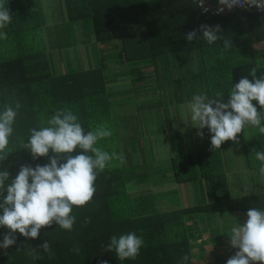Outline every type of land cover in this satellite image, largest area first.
Returning a JSON list of instances; mask_svg holds the SVG:
<instances>
[{
    "label": "trees",
    "instance_id": "1",
    "mask_svg": "<svg viewBox=\"0 0 264 264\" xmlns=\"http://www.w3.org/2000/svg\"><path fill=\"white\" fill-rule=\"evenodd\" d=\"M4 3L13 19L0 29V33H7V39H0V111L5 105L15 107L17 101L22 105L10 138L12 152L0 162V170L10 173L6 184L18 175L22 165L35 167L50 162L49 157L55 155L51 150L49 156L34 160L21 141L28 138L31 128L39 126L40 116L47 119L65 106L79 116L86 132L106 125L112 135L99 141V145L121 155L123 163L116 161V167L99 173L92 201L73 208L77 220L72 230L54 223L42 228L35 239L17 232L15 245L0 248V264H196L192 255L196 230L188 216L207 212L209 218V212H214L220 218L234 209H264V190L251 196L232 195L230 184H235L236 176L227 174L221 159L223 149L245 144L249 164L260 167L251 157L253 148L264 150V135L258 129L247 127L239 134V144L229 140L214 150L209 145H198L193 150L196 145L191 148L184 143L191 140L186 129H168L162 136L165 141L179 143L181 152L163 158L159 155L150 165L145 151L142 150L146 155L142 162L133 160L134 153H126L123 144L129 148L132 145L123 141L126 130L121 124L124 108L129 110L130 103L142 102L150 113L156 111L152 101L160 104L161 98L151 94L153 89H173L185 108L195 84L203 90L200 93L206 92L210 98L221 91L227 98L231 76L233 84L242 77L252 80L249 70L257 66L259 78L264 73V10L237 9L210 15L200 14L195 0H61L62 12L52 9L56 16L53 23L57 22L52 33L53 24H44L49 16L45 18L42 13L43 0ZM90 18L94 29L88 44L92 42L94 56L104 52L101 46L111 44L104 54L100 53L99 64L91 67V60L82 65L83 61L76 58L80 56L77 44L84 40L81 36L73 39L65 27L75 24V28H84ZM201 25H220L222 31L217 35L231 41L229 51L223 48V40L207 44ZM193 30L197 37L189 42L186 35ZM69 46L74 48L64 50ZM74 51L78 52L76 57ZM182 59L184 76L186 59L189 76H193L190 87L181 86ZM170 62L172 74L167 68ZM183 89L187 91L184 94ZM161 96L165 104L167 95ZM253 104L261 110L257 101ZM194 130L196 143L208 139L207 128ZM152 134L151 130L147 132L146 139H151L148 150L156 140ZM155 152L148 154L150 160ZM133 173L135 176L130 178ZM155 174L164 180L157 179L147 187L154 185L158 193L136 195L135 189L155 180ZM199 189L201 192H196ZM144 191L141 192L145 194ZM86 218L90 223H85ZM9 231L0 228V242ZM130 232L142 236L145 245L135 260L120 261L114 251H106V246L113 235ZM44 241L51 244L50 252L40 247ZM185 255L189 257L187 262L182 260Z\"/></svg>",
    "mask_w": 264,
    "mask_h": 264
},
{
    "label": "clouds",
    "instance_id": "2",
    "mask_svg": "<svg viewBox=\"0 0 264 264\" xmlns=\"http://www.w3.org/2000/svg\"><path fill=\"white\" fill-rule=\"evenodd\" d=\"M198 3L204 7L203 0H198ZM219 4V12L225 6L231 10L244 5L264 10V0H219ZM204 10L207 11L206 8ZM12 19L10 8L0 0V29L10 24ZM200 31L207 44L223 40L225 50L232 47L229 39L217 35L222 31L220 25H201ZM196 37V30L186 35L189 42ZM0 39H7V33H0ZM257 72V66H252L249 70L252 80L242 77L235 84L231 76L227 98L224 91L211 98L202 92L194 94L187 102L189 118L185 124L201 130L207 128L212 134L213 150L221 148L229 140L239 144V134L247 127L258 129L259 134L264 135V73L257 78ZM253 101L258 102L260 111ZM21 107L17 101L15 107L5 105L0 111V162L12 152L9 149L10 138ZM38 119L39 126L29 130L28 143L22 140V148L28 149L34 160L49 156L50 150L55 155L49 157L50 162L45 165H22L18 175L7 184L10 173L0 170V228L10 230L0 242V248L5 250L16 244L17 232L35 239L42 228L54 223L64 230H72L77 220L73 208L83 207L92 201L99 173L116 167V161L123 163L121 155L115 151L110 153L99 145V141L112 135L106 125H97L86 132L79 116L67 106L57 109L47 119L43 116ZM77 150L81 151L73 155ZM251 157L259 162V172L264 175V150L253 148ZM246 215V221L242 224L238 221L227 233L230 247L237 251L226 264H264V209L251 208ZM85 223H90V219L86 218ZM201 242L206 243L204 240ZM144 245L142 236L130 232L119 237L113 235L106 251H114L120 261L135 260ZM40 247L50 252L51 244L44 241ZM73 251L78 253L79 248ZM33 259L38 257L33 256ZM182 260L187 262L189 257L185 255ZM101 264L108 262L102 261Z\"/></svg>",
    "mask_w": 264,
    "mask_h": 264
},
{
    "label": "rangeland",
    "instance_id": "3",
    "mask_svg": "<svg viewBox=\"0 0 264 264\" xmlns=\"http://www.w3.org/2000/svg\"><path fill=\"white\" fill-rule=\"evenodd\" d=\"M60 1L61 0H43V15L45 13V18H47V16H49V19L46 20V22L44 24H53L52 26H50L51 31L53 33V30L57 24V22L54 24L53 22L56 21V16L55 14H52V9H57L59 14L62 12V9L60 10L59 5H60ZM4 2V0H3ZM56 5V6H55ZM58 6V7H57ZM53 7V8H52ZM47 14V15H46ZM58 14V15H59ZM61 17V16H60ZM59 17V18H60ZM61 20V19H60ZM67 28V30L71 33V37L73 39L79 38L80 36L82 37V39L84 40V42H80L77 44V51L79 52L80 56L76 54H78L77 51L73 52V55L78 58L81 59V61H83V64H87L86 62H88L89 60H91L92 62L90 64H88V66H97L99 64V58L101 57L100 53L102 52H98L99 55H97L96 57L93 54V49H92V42L88 44V42L91 40L89 37V34L92 35L93 34V21L90 18L87 22V24L85 25L84 28H82L81 26H79L80 29L75 28V24H72V26H65ZM91 31V32H90ZM51 33V35H52ZM54 38V36H53ZM111 44L108 45H103V47L99 46L101 49L104 50L103 54L107 51L106 49H108V47ZM74 47H64V50H68L71 51V49H73ZM109 53V52H108ZM133 80L130 81V84L132 85ZM167 88V91H163L164 95L166 94H172L173 89ZM192 92H191V97L194 94H198L200 93V91H203L202 89L198 88L195 85H193L192 87ZM177 93L174 92L173 96H176ZM134 106L133 103L129 104V107ZM147 108V105L143 104L142 102H140V107L139 109H145ZM174 116H170L169 119H173ZM171 124V126H173V128H176L174 126V124L170 121L169 125ZM129 133H130V143L132 144V146L134 148H137L140 144H145V135L147 134V132L149 131V125H148V115H142L139 116L137 118L136 121H133L132 125L130 126V128H128ZM193 129L190 130H186L187 131V135H189L190 139L193 141L195 132L192 131ZM212 134H207V138H211ZM166 139H164V137L162 135H160L157 138V142L155 141L152 143V146H154L153 148H150V153H154L155 156H159V155H165V156H170L172 152L171 148L169 145H167V143L164 141ZM151 141V139H150ZM123 147L125 148V151L127 154L132 155L133 151L126 146L125 144H123ZM146 154H149L148 149L146 150ZM221 154L224 156H221L222 159V163L223 166L230 168L236 172H227V174L229 175H233L236 176L235 179V184H230V188H231V193H233L235 196L236 195H253L255 194L256 191H260L262 192L264 190V175H261L259 172V167L257 166H251L249 164L248 158L246 157V146L245 144H240L237 145L234 148H230L227 147L224 149V151H221ZM139 155H142L141 153ZM135 156V155H134ZM134 167V166H133ZM134 171L135 169L132 168ZM126 172H124L125 174ZM233 173V174H231ZM135 176V173L132 174V176L130 178H133ZM231 177V178H233ZM129 178V179H130ZM164 177L155 174V180H151L149 182H144L142 183L140 186H142V189H135L134 193H136V195H141L142 197L144 195H154L153 193L156 192L154 191L155 186H151V187H147V185L153 181H158V180H164ZM158 179V180H157ZM131 180V179H130ZM150 188V189H149ZM153 189V190H151ZM144 191L145 194H143L141 191ZM196 192L200 193L201 190H197ZM140 196V197H141ZM172 205V204H169ZM165 204L166 206H169ZM162 206V205H161ZM236 211H239L238 209H236ZM244 212H241L240 215H242L241 219H240V223L242 224L244 221H246V219H244ZM209 218L206 217L207 221ZM194 221V220H193ZM237 222L233 221H226V220H222L221 224H217L216 228H220V230L218 229V235L220 236V240L221 242L218 243L219 246L222 247L223 251L220 252V254L223 256V260H216V252L213 251V247L210 245L209 239L207 238V241L205 244H202L205 248L204 250L209 247V250H205L203 253L204 257H198L202 254V251L197 250L196 248L192 249V255H193V261L196 264H226L227 260L233 256L235 253H233L234 248H230L229 245V240L230 237L227 235V233L230 231L231 227L234 226ZM225 228V229H224ZM217 230V229H216ZM217 248V247H216ZM231 249V250H230ZM213 257V259H212ZM215 260V261H214Z\"/></svg>",
    "mask_w": 264,
    "mask_h": 264
},
{
    "label": "crops",
    "instance_id": "4",
    "mask_svg": "<svg viewBox=\"0 0 264 264\" xmlns=\"http://www.w3.org/2000/svg\"><path fill=\"white\" fill-rule=\"evenodd\" d=\"M186 60H185V62H187L186 63L187 71H186V75L184 76V59H182L183 63H182V67H181L182 68L181 77L183 79L182 80L183 84L181 86L185 87L187 85V87L188 86L190 87L189 79H191L193 76H191V75L189 76L190 72L188 70V60L187 61ZM170 64H171V62L168 63V67H167L169 70L168 72H170V70H171ZM173 69H172V71H173ZM171 72H170V74H172ZM161 90L162 89L159 88L155 92H154V89L151 91V94H153V96H155V97L160 96V98H161L160 104H158L159 102H157L156 100L152 101V104L156 105L155 106L156 111L153 113H150L149 112L150 110L149 111L147 110L148 108L139 109L140 102H137V103L134 102L133 103L134 106L131 107L129 110H126L124 108L125 113L123 111L124 114L122 115L123 118L121 119L122 120L121 124L125 127L126 135H125V137H123V141L130 143V141H129L130 133H129L128 128H130L133 121H136L139 116H142L144 114H148L151 117V118H148V125H149V130H151V132L154 133L152 135H154V137L156 138V140H155L156 143H158L157 138L162 134L165 135V133L168 131V129H179V128H183L186 130L193 129L192 131L195 132V130H194L195 127L191 126L190 124L189 125L185 124V121L188 120V118H189V113H188L187 107H185V108L182 107V106H184L183 101L179 97L173 96V93L176 91H173L172 94H166L167 99L164 102L165 104H163L161 95H164V93ZM186 92L187 91H185L183 89L182 93L184 94ZM154 93H155V95H154ZM186 99H187L186 101H189L191 99V94ZM152 116H155V120H157L156 122H155V120H153ZM170 116H174V118L171 120V119H169ZM170 121L174 124V126L176 128H173V126H171V124L169 125ZM204 135L205 134H203L202 137H205ZM146 136H147V134L145 135V142H144L145 144H140L137 148H134L133 146L130 148L135 155L133 160L134 161L136 160V162L137 161H139V162L144 161V159H145L144 157L146 156L145 155L146 150L149 149L148 147H149V145H151V141L148 139V137L146 139ZM165 142L170 147H173V146L175 147V149H172V152H176L177 154H179V152H181V148L179 146V143L171 142L170 139H168ZM184 143L190 145L191 148L194 145H196L195 148L193 147V150H196L198 145L205 146V147H206V145L211 146V138L206 139V140L201 139L200 141H198V143H196V141H194V138H193V141L192 140H190L188 142L184 141ZM142 150L145 151V153H142ZM223 151H224V149H223ZM148 152L150 154V150H148ZM140 153L142 155H139ZM153 156H154L153 160L149 159L148 154L146 156L147 160H149L148 162L150 163V165L153 161H155L156 158H158V156H155V155H153ZM163 156H165V155H161L162 158H163ZM222 156H224V155H222ZM132 165H133V163H132ZM224 169L226 172H236V171H234L230 168H227L225 166H224ZM135 171H133V172H135ZM231 174H233V173H231ZM232 195L235 196L233 193H232ZM248 210H250V209L244 208V209H240L239 211H236L234 209V211L232 210L229 213L224 212L220 218H217L216 215L214 216V214H215L214 212H209L211 215H208L209 219L207 221H205L206 216L208 214L207 212L203 213L202 215L188 216V221L190 222V224H192V226L194 227V230H196V233H195L196 237H195V243L193 244V248H196L197 250L202 251V254L198 257H204V254H203V253H205L204 251L209 250V247H207L204 250L205 247L202 245L203 243L201 242V240H204L206 242L207 238H208L210 245L213 247L212 250L216 252V254H215L216 260H223V256L220 254V252H222L223 249L221 246L218 245V243L221 242L220 236L218 235V232H219L218 229L220 230V228H216V226H217V224H221L222 220L223 221L226 220L227 222L228 221H231V222L235 221L238 223V221H240V219L242 217V215H240L241 212L245 213L244 219H247L246 213ZM236 251H237V249H234L233 253H235ZM212 259H213V257H212Z\"/></svg>",
    "mask_w": 264,
    "mask_h": 264
},
{
    "label": "built area",
    "instance_id": "5",
    "mask_svg": "<svg viewBox=\"0 0 264 264\" xmlns=\"http://www.w3.org/2000/svg\"><path fill=\"white\" fill-rule=\"evenodd\" d=\"M195 4L197 6L198 12L200 14H210V15H215V14H222L228 11H234V10H244V11H254V10H261L256 7H250L247 5L244 6H237L229 10L226 6L224 7V10L222 12H219L218 9L221 7L219 4V0H203V8L199 6L198 0H195ZM207 9L205 11L204 9Z\"/></svg>",
    "mask_w": 264,
    "mask_h": 264
},
{
    "label": "bare ground",
    "instance_id": "6",
    "mask_svg": "<svg viewBox=\"0 0 264 264\" xmlns=\"http://www.w3.org/2000/svg\"><path fill=\"white\" fill-rule=\"evenodd\" d=\"M245 12H247V11H245Z\"/></svg>",
    "mask_w": 264,
    "mask_h": 264
}]
</instances>
